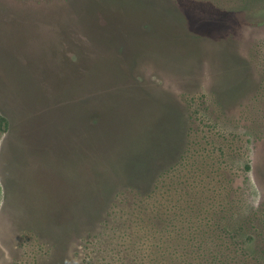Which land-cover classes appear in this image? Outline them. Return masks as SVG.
Segmentation results:
<instances>
[{
	"label": "rangeland",
	"instance_id": "obj_1",
	"mask_svg": "<svg viewBox=\"0 0 264 264\" xmlns=\"http://www.w3.org/2000/svg\"><path fill=\"white\" fill-rule=\"evenodd\" d=\"M185 160L264 264V0H0V264H145Z\"/></svg>",
	"mask_w": 264,
	"mask_h": 264
},
{
	"label": "trees",
	"instance_id": "obj_2",
	"mask_svg": "<svg viewBox=\"0 0 264 264\" xmlns=\"http://www.w3.org/2000/svg\"><path fill=\"white\" fill-rule=\"evenodd\" d=\"M188 163L185 160L173 177L163 179L161 187L157 182L160 192L154 189L147 196L151 207L135 213L137 220L145 223L134 237L149 244L145 264H251L226 225L230 219L224 215L230 204L220 205L218 212L217 195L193 192L191 185L198 182L191 183L182 174ZM218 213L222 214L219 218ZM144 244L138 248L141 254Z\"/></svg>",
	"mask_w": 264,
	"mask_h": 264
}]
</instances>
